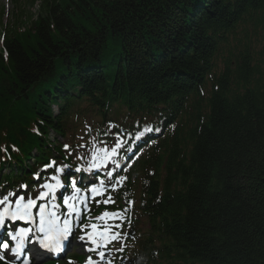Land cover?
<instances>
[{
  "label": "trees",
  "instance_id": "16d2710c",
  "mask_svg": "<svg viewBox=\"0 0 264 264\" xmlns=\"http://www.w3.org/2000/svg\"><path fill=\"white\" fill-rule=\"evenodd\" d=\"M20 1L0 47V158L19 151L0 169L27 174L64 133L107 136L112 106L171 120L140 163L142 259L264 264V50L249 37L264 0Z\"/></svg>",
  "mask_w": 264,
  "mask_h": 264
},
{
  "label": "rangeland",
  "instance_id": "374dc122",
  "mask_svg": "<svg viewBox=\"0 0 264 264\" xmlns=\"http://www.w3.org/2000/svg\"><path fill=\"white\" fill-rule=\"evenodd\" d=\"M13 1L11 2V0H0V11H3L2 14H0V38H1V34L3 32V26L5 24H8L9 22H11L14 17L17 15L18 11H19V15H20V20L24 19V15L27 17L28 13L30 12H26L23 10V13L21 12V10L23 8L22 5L21 6H13ZM30 10V9H29ZM32 12V10H31ZM19 27H22V25H18ZM249 37L250 40H252V46L255 48V58L256 60L259 59V53H261L264 50V35L261 32H253L250 31L249 32ZM46 260V259H45ZM44 260H40V261H35V264H55L52 261H47V262H43ZM43 262V263H42ZM61 263H64V261H61Z\"/></svg>",
  "mask_w": 264,
  "mask_h": 264
},
{
  "label": "snow or ice",
  "instance_id": "6c2138e0",
  "mask_svg": "<svg viewBox=\"0 0 264 264\" xmlns=\"http://www.w3.org/2000/svg\"><path fill=\"white\" fill-rule=\"evenodd\" d=\"M73 183H75V181H73ZM19 203V202H18ZM32 201H29V203L27 204V205H25L24 207L25 208H28V207H31L32 206ZM105 215H107V214H105ZM13 218L15 219V214H13ZM44 229L43 228H41V231H43ZM22 231H24V230H22ZM16 237L15 236H13V239H15ZM2 247L3 248H7L8 247V244L7 243H4L3 245H2ZM19 250H20V245L19 244H17V246L15 247V248H13L12 249V251L15 253V252H19ZM101 256H103V254L101 253ZM88 264H91V260H89V262H88Z\"/></svg>",
  "mask_w": 264,
  "mask_h": 264
},
{
  "label": "bare ground",
  "instance_id": "6f19581e",
  "mask_svg": "<svg viewBox=\"0 0 264 264\" xmlns=\"http://www.w3.org/2000/svg\"><path fill=\"white\" fill-rule=\"evenodd\" d=\"M17 4H19V5H22L23 4V2L22 1H18V3ZM130 149V148H129Z\"/></svg>",
  "mask_w": 264,
  "mask_h": 264
}]
</instances>
